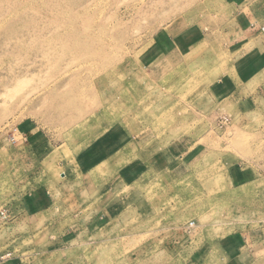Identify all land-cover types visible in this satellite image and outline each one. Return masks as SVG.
I'll return each instance as SVG.
<instances>
[{
    "label": "rangeland",
    "instance_id": "1",
    "mask_svg": "<svg viewBox=\"0 0 264 264\" xmlns=\"http://www.w3.org/2000/svg\"><path fill=\"white\" fill-rule=\"evenodd\" d=\"M228 11L0 0V264H187L230 232L264 230V104L210 107L232 54L171 51ZM36 186L50 198L31 212Z\"/></svg>",
    "mask_w": 264,
    "mask_h": 264
},
{
    "label": "crops",
    "instance_id": "2",
    "mask_svg": "<svg viewBox=\"0 0 264 264\" xmlns=\"http://www.w3.org/2000/svg\"><path fill=\"white\" fill-rule=\"evenodd\" d=\"M221 1L229 7L223 23L216 25L217 27L210 26L206 31L201 28L188 30L183 36H188L190 42L188 43L187 40L182 48H179L175 42L171 51H174L176 63H181L178 61L179 54L192 60L201 57L198 62L210 63L211 57L205 58L199 55L201 50L207 53L205 47L213 51L214 56L216 51L220 53L229 51L232 55L228 59L224 57L225 60L220 62L226 67L219 76H215V81L205 92L206 102L208 101L210 107L228 105L238 111L259 110L264 104V0ZM174 36L177 38V34ZM232 65H235L234 70L231 68ZM39 188L40 186H36L26 195L29 202L27 208L31 212H37L48 206L50 194L45 190L46 188ZM104 217L102 212L101 217L95 220L96 224L100 221L99 218L103 220ZM186 227L188 228V224L181 229L184 231ZM198 239L193 238L192 241L180 239L181 247L185 245L194 247L193 243ZM263 242L264 230L261 229L230 232L219 238L216 249H220L222 255L218 250L208 255L207 252L211 247L208 243V246L202 249L205 253L201 255L199 250L194 252L187 264H215L213 257L219 258L218 264H264Z\"/></svg>",
    "mask_w": 264,
    "mask_h": 264
},
{
    "label": "built area",
    "instance_id": "3",
    "mask_svg": "<svg viewBox=\"0 0 264 264\" xmlns=\"http://www.w3.org/2000/svg\"><path fill=\"white\" fill-rule=\"evenodd\" d=\"M4 216H5V211L3 210L0 212V219L4 218ZM193 226H194V222H191L188 225L189 228H192Z\"/></svg>",
    "mask_w": 264,
    "mask_h": 264
}]
</instances>
